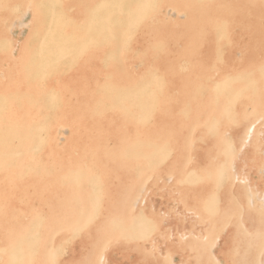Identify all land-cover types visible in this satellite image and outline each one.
Listing matches in <instances>:
<instances>
[{"label": "bare ground", "instance_id": "obj_1", "mask_svg": "<svg viewBox=\"0 0 264 264\" xmlns=\"http://www.w3.org/2000/svg\"><path fill=\"white\" fill-rule=\"evenodd\" d=\"M262 133L264 0H0V264H264Z\"/></svg>", "mask_w": 264, "mask_h": 264}, {"label": "snow or ice", "instance_id": "obj_2", "mask_svg": "<svg viewBox=\"0 0 264 264\" xmlns=\"http://www.w3.org/2000/svg\"><path fill=\"white\" fill-rule=\"evenodd\" d=\"M29 9H31V5L28 6ZM262 136H264V133H262ZM209 210L210 211H214L215 210V202L214 201H210L209 203ZM210 264H214V262H210Z\"/></svg>", "mask_w": 264, "mask_h": 264}, {"label": "rangeland", "instance_id": "obj_3", "mask_svg": "<svg viewBox=\"0 0 264 264\" xmlns=\"http://www.w3.org/2000/svg\"><path fill=\"white\" fill-rule=\"evenodd\" d=\"M168 12H169V13H173V11H172L171 9H170V10H168ZM153 201H154V199H153Z\"/></svg>", "mask_w": 264, "mask_h": 264}]
</instances>
